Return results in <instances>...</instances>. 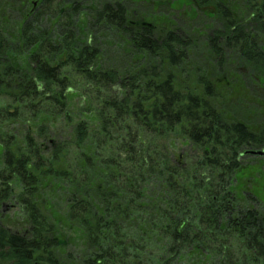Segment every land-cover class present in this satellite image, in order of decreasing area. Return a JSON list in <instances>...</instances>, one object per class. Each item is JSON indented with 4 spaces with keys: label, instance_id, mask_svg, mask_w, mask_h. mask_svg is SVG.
Instances as JSON below:
<instances>
[{
    "label": "trees",
    "instance_id": "1",
    "mask_svg": "<svg viewBox=\"0 0 264 264\" xmlns=\"http://www.w3.org/2000/svg\"><path fill=\"white\" fill-rule=\"evenodd\" d=\"M34 1L1 5L20 26L0 25V264H264V191L246 188L264 120L228 117L221 81L187 68L201 48L264 89V0L141 1L210 15L198 42L128 0Z\"/></svg>",
    "mask_w": 264,
    "mask_h": 264
},
{
    "label": "rangeland",
    "instance_id": "2",
    "mask_svg": "<svg viewBox=\"0 0 264 264\" xmlns=\"http://www.w3.org/2000/svg\"><path fill=\"white\" fill-rule=\"evenodd\" d=\"M5 0H0V25L3 29L8 30H17L20 24L18 20L15 19L19 14L16 12L12 13L9 8L6 6L1 7ZM75 1V2H74ZM78 0H71L70 4L76 3ZM80 1V0H79ZM85 1L87 4L90 3H103L105 0H81ZM129 3H138L140 4L139 9H134V17L137 19H146L147 22L154 23L156 20L157 28L159 26H172L176 27V30H181L184 34H188L191 37H194L195 41H199L202 31L208 27L206 23L209 22L210 15H203L198 17L195 14H188L185 10V7L179 8L182 14L177 11L170 12L169 5L164 3V5L157 7L156 12L152 11L153 8L158 4L157 1H154V5L148 7V4L141 3L142 0H128ZM95 13H86L84 16V22H86L85 26H92L91 23L95 20ZM155 18V20H154ZM170 24V25H169ZM205 24V25H204ZM159 25V26H158ZM13 26L12 28H9ZM95 26H104L103 23H95ZM86 28V27H85ZM79 33V32H78ZM80 35V33H79ZM203 49L200 48V53L197 56L196 53L191 56L199 57L201 56V60L197 62L192 57L189 58V70H192V73L196 67L199 69L201 67L202 70H205V74L208 75L211 81L215 80L221 81L222 90L220 91V99L218 100L224 106V110L227 113L228 117H232L234 114H238L244 120L250 121L252 124H261V121L264 120V89L259 88V83L257 80L251 79L252 73L246 69L242 68V65H238V63H228L222 68L218 67L217 64L206 58L207 53L204 52L201 54ZM199 64L201 66H199ZM210 74V75H209ZM230 79L232 82L231 85H226L224 82ZM258 126H256V129ZM261 149L260 151H263ZM263 162L260 164H256L255 161H248L246 167L248 166V179L246 187L247 190H251L252 188L257 187L258 190L264 191V157L261 158ZM1 162V158H0ZM252 175V173H254ZM251 174V175H250ZM254 183V185H253ZM16 192V191H15ZM56 211L59 209V206H55ZM18 208L13 203H5L1 210V223L4 226L11 227L13 229H19L22 225L19 217V213H17ZM56 221L60 224L57 226L59 230L55 231V236L58 238L60 246L62 247V253H66V250L71 251L72 253H76L79 246L81 245L82 238L79 232H74V230L70 229L67 226V223L64 218L59 217L58 214L55 215ZM72 230V231H71Z\"/></svg>",
    "mask_w": 264,
    "mask_h": 264
},
{
    "label": "flooded vegetation",
    "instance_id": "3",
    "mask_svg": "<svg viewBox=\"0 0 264 264\" xmlns=\"http://www.w3.org/2000/svg\"><path fill=\"white\" fill-rule=\"evenodd\" d=\"M38 2H39V0H35V1L33 2V7H35V6L37 5ZM53 19L56 20V22H57V18H56V17L53 18ZM54 26H57V23L54 24Z\"/></svg>",
    "mask_w": 264,
    "mask_h": 264
},
{
    "label": "water",
    "instance_id": "4",
    "mask_svg": "<svg viewBox=\"0 0 264 264\" xmlns=\"http://www.w3.org/2000/svg\"><path fill=\"white\" fill-rule=\"evenodd\" d=\"M251 153H254V154H257V155H260V156H264V151H260V152H251Z\"/></svg>",
    "mask_w": 264,
    "mask_h": 264
}]
</instances>
